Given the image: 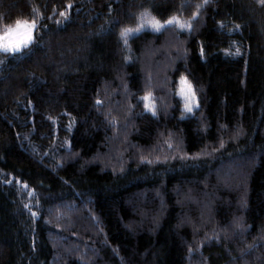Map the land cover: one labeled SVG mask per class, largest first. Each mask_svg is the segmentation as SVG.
<instances>
[{
    "label": "trees",
    "instance_id": "obj_1",
    "mask_svg": "<svg viewBox=\"0 0 264 264\" xmlns=\"http://www.w3.org/2000/svg\"><path fill=\"white\" fill-rule=\"evenodd\" d=\"M204 2L0 0L36 24L0 52V264H264V0ZM145 10L191 28L125 45Z\"/></svg>",
    "mask_w": 264,
    "mask_h": 264
},
{
    "label": "snow or ice",
    "instance_id": "obj_2",
    "mask_svg": "<svg viewBox=\"0 0 264 264\" xmlns=\"http://www.w3.org/2000/svg\"><path fill=\"white\" fill-rule=\"evenodd\" d=\"M209 0H205L204 5H198L200 7L206 6ZM69 8L71 5L68 6ZM61 16H65L64 12L60 13ZM175 25L177 28L184 30L186 27L191 28V24H185L177 16H171L167 21L161 22L150 13L145 10L138 18L135 27H125L121 30L120 36L123 39L125 45L128 43V37L132 34H139L146 29H151L153 32H161L166 30L168 26ZM238 27V26H237ZM35 29L36 24L32 23H21L16 22L15 28H8L6 32L0 36V51L7 53H17L21 51L22 47H27L29 44L33 43L35 40ZM13 36H17V39H11ZM236 55H240L239 49H237ZM201 55H203V49L201 50ZM179 87L177 89L176 95H178L184 101V110L188 113L193 112L195 107H198L197 96L194 91L192 83L184 76L179 79ZM145 101V110L151 112L153 116L156 115V106L152 101V94L148 92L142 97ZM99 103V102H98ZM35 215V213H33Z\"/></svg>",
    "mask_w": 264,
    "mask_h": 264
},
{
    "label": "rangeland",
    "instance_id": "obj_3",
    "mask_svg": "<svg viewBox=\"0 0 264 264\" xmlns=\"http://www.w3.org/2000/svg\"><path fill=\"white\" fill-rule=\"evenodd\" d=\"M168 20V19H167ZM166 20V21H167ZM164 22V21H163ZM183 22V21H182ZM23 23H25V22H23ZM22 23V24H23ZM27 23H32V22H27ZM185 24H188V23H186V22H184ZM172 26H175V25H172ZM176 27V26H175ZM15 28V27H14ZM179 29V28H178ZM186 29H188L187 27L184 29V30H186ZM146 30H148V31H150V32H153L151 29H146ZM181 30V29H180ZM153 33H157V32H153ZM3 35V34H2ZM2 35H0V36H2ZM132 35H134V34H132ZM132 35H130V36H132ZM17 38H19V37H17V36H13L11 39H17ZM24 47H22L21 48V50L23 49ZM0 52H3V51H0ZM3 53H6V52H3ZM178 82H179V80H178ZM178 87H179V83L177 84V89H178ZM179 97V96H178ZM179 99H180V101H181V110H182V114H181V116L183 117V118H185V117H187V116H191V115H193L194 113H195V111H196V109H197V107H195L194 109H193V112H191V113H188V112H186L185 110H184V101L179 97ZM144 101V100H143ZM144 104H145V101H144ZM148 112V111H147Z\"/></svg>",
    "mask_w": 264,
    "mask_h": 264
}]
</instances>
